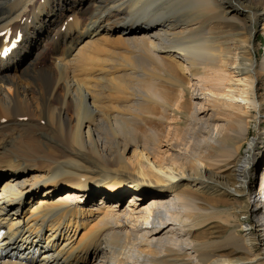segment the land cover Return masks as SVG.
Returning a JSON list of instances; mask_svg holds the SVG:
<instances>
[{"label": "bare ground", "instance_id": "obj_1", "mask_svg": "<svg viewBox=\"0 0 264 264\" xmlns=\"http://www.w3.org/2000/svg\"><path fill=\"white\" fill-rule=\"evenodd\" d=\"M262 3L0 0V264L264 263Z\"/></svg>", "mask_w": 264, "mask_h": 264}, {"label": "rangeland", "instance_id": "obj_2", "mask_svg": "<svg viewBox=\"0 0 264 264\" xmlns=\"http://www.w3.org/2000/svg\"><path fill=\"white\" fill-rule=\"evenodd\" d=\"M261 2H263L262 4L264 5V0H260ZM60 12L57 10L55 13H53L51 16L53 19H59L60 17ZM229 23H231V25L229 26V29H239L240 28V25L237 21L235 20H230ZM257 46L260 48L259 51H257V59L258 61H261L262 58L264 57V31L262 30H259L257 31ZM39 52V48L37 47L36 43L32 44L28 51H26V55H25V58H24V61L25 59L29 58L30 55L32 56H35L36 53ZM195 82H192V84H194ZM168 84V85H166ZM188 84V83H186ZM173 85V86H171ZM175 85V86H174ZM159 86H161L163 88V90L165 89L166 91V94L168 95H171L172 97V101L176 100L177 99V90L179 89V85L178 84H174V83H165V87L164 84H159ZM160 87V88H161ZM177 88V89H176ZM168 89V90H167ZM193 89V88H192ZM169 91V92H167ZM173 93H172V92ZM176 92V93H175ZM257 93L261 96V93H264V79L260 80L259 84H258V87H257ZM176 94V95H175ZM175 96V97H174ZM186 96L188 97L187 98V103L188 101L190 102V96H189V91L186 90ZM175 98V99H173ZM189 104V103H188ZM264 113V112H262ZM188 115V114H186ZM16 116V115H15ZM148 119V120H147ZM147 122L149 121V118H147ZM45 121H43L44 123ZM158 124V123H157ZM262 125H264L263 121L261 122ZM157 128H160L161 126L160 125H156ZM142 128H146L145 126L142 127ZM256 129V125H254V123L251 124V128L249 130V133L246 135L247 137L245 138L246 140L244 141V144H243V147L241 148V152L244 156H249L250 154V150H249V141L251 140V138L253 136L257 137L258 138V133L259 132H256L255 131ZM259 140V138H258ZM165 147V146H164ZM257 148V147H256ZM252 162L254 163V159H252ZM253 181H254V186L256 187L257 186V189H259V186L257 184V180H255V176L253 175ZM131 195V196H130ZM133 194L129 193L126 197L123 198L122 200V206L124 208L128 207L131 200L133 199L132 197ZM226 197V196H225ZM227 200V203L226 204H222V206H218L217 210L219 211H226L227 213H229V218H232L231 219V223L230 224H226V222H223L221 219H218V218H215L214 220L210 221L207 226H204L200 229H195L194 231V235H196L197 237L199 238H202V239H206L207 237L208 238H211V239H214L216 238L218 235V237H220V235L223 237L225 234L223 233L224 230H228V232L232 229V228H239L240 226V221L241 222H247L248 221H251L253 220V216L251 214V212H248L250 215H248V213H245V203H239L237 201H234L235 199L230 196V197H226ZM100 199H99V196L95 197V202H99ZM198 202L203 205L204 208H206L207 210H212V209H215L216 207L213 205V203L209 202V201H206L204 200L203 197H199L198 198ZM210 204H209V203ZM138 203H142L141 204V207L142 208H146L149 206V203H150V198L147 197L145 199H141V200H138ZM130 208V206L128 207ZM205 228V229H204ZM224 229V230H223ZM255 233V234H254ZM254 237L257 238V240H259L260 238V234L257 233L256 231H254ZM199 235V236H198ZM217 237V238H218ZM256 252L257 253H261L262 252V248L261 246L258 244L256 247ZM239 264H264V263H261V261H254V262H239Z\"/></svg>", "mask_w": 264, "mask_h": 264}]
</instances>
